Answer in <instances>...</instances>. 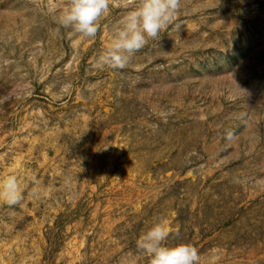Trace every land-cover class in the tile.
<instances>
[{"label":"rangeland","instance_id":"obj_1","mask_svg":"<svg viewBox=\"0 0 264 264\" xmlns=\"http://www.w3.org/2000/svg\"><path fill=\"white\" fill-rule=\"evenodd\" d=\"M67 0H0V264H150L157 221L199 264H264V0H181L123 69ZM52 9V11H49ZM178 230V231H177Z\"/></svg>","mask_w":264,"mask_h":264},{"label":"clouds","instance_id":"obj_2","mask_svg":"<svg viewBox=\"0 0 264 264\" xmlns=\"http://www.w3.org/2000/svg\"><path fill=\"white\" fill-rule=\"evenodd\" d=\"M110 6L129 9L114 33V38L95 60L94 67L123 69L135 53L156 40L173 22L181 0H67L58 24L84 37L94 38L100 20ZM52 11V9H49ZM24 198V189L15 175L0 179V200L14 207ZM178 231V230H177ZM171 229L162 220L154 223L137 240L138 248L150 257V264H199L198 249L189 243L167 245Z\"/></svg>","mask_w":264,"mask_h":264}]
</instances>
